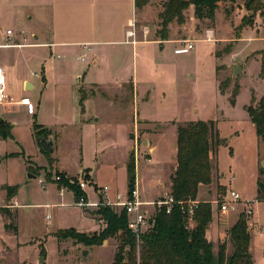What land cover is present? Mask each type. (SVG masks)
<instances>
[{"label":"rangeland","instance_id":"obj_1","mask_svg":"<svg viewBox=\"0 0 264 264\" xmlns=\"http://www.w3.org/2000/svg\"><path fill=\"white\" fill-rule=\"evenodd\" d=\"M160 2L161 0H151V5L146 12L137 15L135 28L143 38H149L157 29ZM240 3L242 1H237V5L223 2L222 9L227 5L235 9L234 21L239 27L243 22L253 18L249 24L245 25L247 28H244L242 33L241 28L237 32L232 30L230 33L229 24L224 22L221 13H218L217 28L221 34L227 35L224 38L221 36L224 39L221 42L217 41L219 36L217 32L211 40L207 39L206 31L215 26L212 27L213 21L206 19L201 20L198 24L199 28H196L193 38L199 39H191L194 43L192 49H188L182 43H165L164 49L156 43L138 46V66L141 69L140 66L144 65L142 78L146 81L141 85L140 90L144 91L148 86L152 88L154 94L153 99L148 103H142L140 109H145L146 116L160 120L161 124H143L135 116L131 105L133 97L130 83L113 89V93L106 88L107 96L105 92L98 89L99 95L103 96L101 100L88 102L86 107H82L77 89L79 80L77 74H83L91 65L90 55L87 56L86 61L77 59V56L82 54V50L73 52L67 58L55 57L50 60V68L53 70L50 71V79L46 85L42 84L40 76H35L34 89L26 90L20 86L12 95L14 98L12 101L29 95L32 99L31 105L19 109L12 101L0 102V116H6V113L5 115L2 113L3 111H10L7 114L9 121L4 118L0 121L15 124L12 130L14 138H0V153L5 152L0 154V158L1 156L4 158L0 163V206L5 204V183L18 186L16 197L21 204L15 209L16 232L5 230V220L8 223L9 219L0 212V264H43L40 262L42 256L44 264H112L117 243L115 238L105 239V242L89 247L75 243L72 238L60 241L55 236L54 233L65 228L74 227L78 231L93 234L99 232L100 227L92 228L96 226V223L86 216L84 209L77 206L75 201L72 206L58 205L48 208L45 205H39V203L50 202L55 197L57 200L60 199L57 193L51 192L42 184L44 175L52 170V177L55 180L57 171H53L52 167L55 157L59 159L60 168L72 174L69 176L65 172L58 171V174L65 179L78 181L82 176L90 183L91 180L85 170L80 174L75 175V173L81 168H92L93 176L97 178L100 185L110 181L108 184L111 187L107 192H112L111 198H115L118 192H126V187L127 190L129 188L128 185L126 186L124 165L129 155L127 135L130 130L131 138L137 139L140 150L139 159H137L139 187L143 179L144 185L148 186L150 183L149 187L154 188L155 193L151 197L144 195L142 197L144 200H157L159 199V178L162 179L163 175L165 179L163 168H168L171 164L166 158L170 156L173 128L167 126L165 121H174L178 124L199 118L213 119L217 123L220 137L225 138L222 142L220 138L217 145L213 161V182L204 186L203 196L215 209V218L210 223L209 236L216 240V253L223 242L227 243V252H232L231 228L242 214L246 215L255 241L257 234L264 236V205L256 207L255 201L242 199L236 209H230L226 213H222L219 207V202L225 197L228 198V193L232 189L246 197L252 195L258 178L264 176L261 173L264 161V140L257 135L255 125L245 108L249 104L258 107L260 99L264 96V24L261 25L260 12L255 14ZM5 4L6 7H0V25L4 30L13 22L9 16L11 10L7 7L8 3ZM193 11L195 12L192 8L187 10V18L193 14ZM149 26L152 28L151 34L147 31ZM192 31L195 32L193 27ZM181 33V38L188 37L187 34H183L184 31L181 30ZM240 37L237 43V38ZM201 38L218 43L213 46L215 50L213 54L220 57V60L211 55L210 44ZM110 47L120 46L111 45ZM5 50L0 48V53ZM129 60L131 64H136V58L134 59L133 56ZM63 63L69 66L65 69L66 71L59 67ZM111 63V71L99 70L95 76H98L100 80H113L120 76L127 78L130 75V68L133 70L134 67L128 64L120 70V65L115 62V59ZM233 63L242 68V71L235 76ZM20 67L24 74H30L31 70L27 68L25 62ZM244 68H246L245 71ZM218 84L226 86V93L219 92ZM236 84L240 85V89L236 103L232 104L231 93ZM84 89L88 96L96 95L97 89L90 86ZM252 94L255 95L254 102L251 101ZM83 109H85L84 112ZM98 115H101L102 119L95 122L92 118ZM130 115L132 116L131 124ZM89 118L90 121L82 124V119ZM35 122L45 124L61 134L55 151L54 149L51 152L46 151L40 144L41 140H36L33 134ZM159 127L163 130L161 158L166 159V162L169 161L164 165L159 164V148L156 152L153 149L155 145H159V136L154 135ZM54 138L57 140L58 135L53 136L52 130L47 137H44L45 140L53 142ZM98 140L103 142L102 146H97ZM143 140L146 142L143 143ZM35 145L39 147V150ZM132 151L136 158V150ZM152 158V162L147 161ZM44 159H47V163ZM30 163L32 169L29 172L36 175L42 174L44 177L41 175L37 179H29ZM55 181L59 184V181ZM86 194L89 195L90 202L98 201V191L95 186L88 184ZM255 207L257 208L256 217L260 223L255 220ZM248 208L252 210V213L246 212ZM146 209L152 221L156 210L153 205L146 206ZM95 211L90 213L94 217L97 215ZM47 214L51 215L52 224L48 222ZM262 239L264 240V237ZM256 245V247L253 245L257 256L255 261L252 259L253 264L261 260L258 255L264 251L261 245ZM65 249L68 255L63 253Z\"/></svg>","mask_w":264,"mask_h":264},{"label":"crops","instance_id":"obj_2","mask_svg":"<svg viewBox=\"0 0 264 264\" xmlns=\"http://www.w3.org/2000/svg\"><path fill=\"white\" fill-rule=\"evenodd\" d=\"M229 3L237 5V2H232V0L227 1H221L219 3V7L216 10L215 14V20L213 21V26L215 28H209L211 30V34L214 37V33L217 32L218 36V42H221L224 40L223 38L227 35H223L218 30V24H217V15L218 13H221L223 17V21L227 22L230 26V33L232 30L234 31L235 28L239 27L237 24H235L234 21V8H232L231 5L225 6L223 9L222 3ZM8 3L7 7L10 8V19L13 21L12 23L8 24L6 29L4 30L0 25V48L6 49L3 53H0V68L4 70L5 78L8 86V94L10 99L13 98V94L16 93L17 89L22 86L23 89L26 90H32L36 86V79L35 76L42 78L41 82L42 84H45L49 82L50 79V71L53 69L50 68V60H53V58H67L68 55L72 54L75 51L82 50V54L77 56L78 60L86 61L87 56H91V65L90 67L83 72V74H77L78 77V94H80V91L86 87H92L96 90L95 96H88L86 100L84 101V106L86 107V104L88 102L92 103L96 100H101L103 97L102 95H99L98 89H101L102 92L106 93L107 96V89L113 90L118 87H123L125 84L130 83L131 90H132V97L133 100L132 106L134 110L135 116L139 119V121L143 124H161L160 120H157L156 118L146 116L145 109H140V106L142 103H148L151 99H153L154 94L151 87L146 86L145 90H140L141 85L146 81L142 78L143 75V68L144 65H141V69L138 66L137 56H138V46L142 44H150V43H156L161 45V49H164L165 43H182L184 46L187 45L185 41H188L193 38L194 34L196 33V28L198 27V24L201 22L200 19H198L195 16V12L193 11V14L188 16L186 22L184 24H179L176 21H172L169 24V39L167 40H161L157 35V30L160 28L159 21L156 24L157 29L155 30V33H152V28L149 26L148 32L152 35H150L149 38H143L140 34L137 28H135V22L137 21V15L139 13L144 14L146 12V9L148 6L151 5V2L145 6L141 11H137L135 7V0H9V1H1L0 7H6V4ZM241 5L244 4L240 3ZM160 9L158 13L161 10V6H159ZM190 8L194 9V6L191 5ZM195 10V9H194ZM24 14V15H23ZM207 18L203 19L206 20ZM254 21V19H253ZM238 22V21H237ZM134 23V26L131 24ZM191 24V26H189ZM264 24V18L261 17V25ZM191 27V28H190ZM192 27L194 28V31H192ZM244 28H247L244 26L241 28V33L244 30ZM11 29L13 30V35L11 39L9 40L7 30ZM136 30L135 36H130L129 31L130 30ZM181 30L184 31L183 34H187L188 37L183 36L180 37ZM258 30V29H257ZM22 31L26 32V40L25 37H23ZM240 32V31H239ZM207 33V31H206ZM229 35V34H228ZM196 36V35H195ZM223 38H222V37ZM242 36V34H241ZM196 38V39H195ZM194 40H197L199 38L194 37ZM204 39V38H201ZM241 39L237 38V43ZM207 41L206 39H204ZM189 41V42H190ZM8 42H12L15 45H6ZM192 42V41H191ZM195 42V41H194ZM210 44L211 47V55L216 57L213 52V46L218 45V43L207 41ZM237 43L235 45H237ZM111 45H117L120 47H110ZM194 45V43H193ZM128 46V48H126ZM187 47V46H186ZM194 47V46H193ZM237 48V46H236ZM176 53V48L174 49ZM136 58V64L132 63L130 57ZM141 56V55H140ZM220 60V57H216ZM23 62L26 63L27 68L31 70L30 74H24L21 70L20 65L23 64ZM115 59V62H117L120 65V70H123V67L127 66L128 64H131L133 67V70L130 68V75L127 78L116 77L115 79L111 80H100L98 79V76H95L99 70H106L111 71L112 69V61ZM142 59V58H141ZM129 61V62H128ZM143 61V60H142ZM235 64V63H233ZM232 64V65H233ZM62 67L63 71H66L65 69L69 68V66L66 63H63L59 66ZM159 67V65H158ZM157 67V70L159 72V68ZM217 68V67H216ZM247 68V67H246ZM246 68L243 70L245 71ZM142 71V73H141ZM151 72V70H149ZM28 86V87H27ZM107 88V89H106ZM218 90L219 84H218ZM114 91H112L113 93ZM221 93V92H220ZM222 94V93H221ZM25 98H28L30 100V104H22L16 101L21 100H14L12 101L13 104L17 105L19 109L25 108L32 104V99L29 95L23 96ZM22 97V98H23ZM7 103V102H6ZM115 104V102H114ZM3 106H7L2 104ZM9 105V104H8ZM12 105V104H11ZM145 108V107H144ZM7 111V110H5ZM2 113L6 116H0V119L4 118L9 121L7 114H9L10 111ZM85 109H83V112ZM95 122L100 121L101 115L93 116L92 118ZM201 119V118H199ZM91 119H82V124H85L87 121H90ZM130 124L132 121V116L129 117ZM198 120V119H197ZM208 120V119H203ZM194 121V120H193ZM167 122V126H170V128H173L172 132V142L171 147L169 149V157L166 158L170 161V166L168 168H163V171L165 172V179L162 175V179L159 178V198L165 196L166 194H169L171 192V175L173 174L176 166H177V124L174 121H165ZM171 124H169V123ZM15 125V124H13ZM44 127L50 129L53 131V136L58 135L57 140L54 138L53 142V149L54 151L57 149L58 145V139L60 137V133L57 132V130L54 131L53 128H50L49 126L42 124ZM157 132L154 134L156 136H159V145L154 146V152L157 151L159 148V164L162 163L164 165L165 163L169 161H165L166 159L161 158V152H160V146H161V137H163V130H161V127H159ZM130 130L128 133V141H129V155L131 150H136V177H137V186L139 187V179L137 176V168L138 163L137 159H139V147L137 145V139L133 140L131 138ZM49 138V137H48ZM41 139V145L42 140ZM104 141V139L102 140ZM98 140L97 146H102L103 142ZM146 142L143 140V143ZM35 144V142H34ZM36 146V145H35ZM36 149L39 150V147L36 146ZM150 150V149H149ZM153 152V154H154ZM5 153V152H1ZM0 153V154H1ZM126 157L125 159V170H126V179L128 185V174H127V162L129 159ZM30 156V155H29ZM31 157V156H30ZM4 158H0V163ZM34 161V160H33ZM147 161L152 162V159H147ZM44 162L47 163V159H44ZM45 163H39L41 165ZM37 164V163H34ZM59 159L55 157V163L53 167V171H62L65 172L63 168H60L61 165H59ZM161 167V166H160ZM29 166H28V173L29 172ZM85 170V173L89 175V178L91 182L89 185L95 186L97 188H101L105 185L109 186L110 184L106 182V184H99L97 178L93 176V169L92 168H81L76 174H80ZM169 172V173H168ZM69 176H71V173L65 172ZM36 175V174H35ZM42 174L36 175L37 178L41 176ZM58 175V174H56ZM43 176V175H42ZM45 176V175H44ZM43 176V177H44ZM46 177V176H45ZM37 178H29V179H37ZM143 179H141L139 190L141 192V195L143 196H153L154 188L151 189L149 187L150 183L147 185H144V182H142ZM12 185L10 183H5ZM4 184V185H5ZM44 185L51 190L53 193H57L59 196V200L52 199L50 202L46 203H39V205H45L46 207H56L58 205L61 206H72L73 201L76 200L73 190L70 188H66L62 193L60 191L59 184L54 180V177H52V180H47ZM112 185V184H111ZM206 185H201L199 188L197 199L200 201H207L203 198L204 191ZM45 187V188H46ZM108 189V190H109ZM235 190V189H234ZM98 191V190H97ZM126 192H118L127 194L128 190L126 187ZM237 191V190H236ZM240 193V192H239ZM243 193V192H241ZM88 194V190H87ZM116 194V195H117ZM17 195V194H16ZM16 195L9 201L4 200V205L7 203L9 204V207L12 211H15L16 208H18L20 202L17 200ZM257 195V183L256 187L254 189V192L252 195L246 197L244 194H241L242 199H247L251 201H255L254 206H263L264 202L256 200ZM112 192H105L103 194V197L112 200L111 198ZM89 197V195H88ZM101 195L98 192V199H100ZM116 197V196H114ZM143 198V197H142ZM114 199V198H113ZM3 206V205H1ZM255 207L254 210V216L255 220L260 223L257 220L256 217V210ZM213 208V219L215 218L214 214V207ZM86 216L96 223V226H92V228H101L103 221L101 219H98V216L94 217L92 214L93 211H95L96 207H90V208H83ZM92 215V216H91ZM253 216V217H254ZM5 218V217H4ZM46 218H48V222H51V215L47 214ZM213 221V220H212ZM5 223L6 220H5ZM4 223V228H5ZM212 223V222H211ZM90 228V229H92ZM7 231V229L5 228ZM89 231V230H88ZM210 232V226L207 230V237L209 240H212L214 242V251L216 252V246H215V239H212V237L209 236ZM258 232V230H256ZM258 235V234H257ZM256 235V241L255 236L252 235L251 242H250V252L253 255L254 261L256 260V254L254 252L253 245L255 247L258 245H261L264 250V240L262 237ZM90 247V246H89ZM66 250V249H65ZM65 255H68V251L64 253ZM259 258L261 260H257L258 263L256 264H264V251L260 255ZM261 261V262H260ZM260 262V263H259ZM253 264V263H252Z\"/></svg>","mask_w":264,"mask_h":264},{"label":"trees","instance_id":"obj_3","mask_svg":"<svg viewBox=\"0 0 264 264\" xmlns=\"http://www.w3.org/2000/svg\"><path fill=\"white\" fill-rule=\"evenodd\" d=\"M226 0H161L159 6V26L157 35L161 40L169 39V24L176 21L184 24L187 20V10L194 6L195 16L203 20L205 18L214 21L219 3ZM243 1L247 10L255 14L260 12L264 18L263 0H232V2ZM151 0H135L137 11H141ZM251 19L243 22L239 28L249 24ZM264 69V66H263ZM220 92L226 93V86L219 85ZM240 85L236 84L231 93V103H236ZM88 94L82 89L80 91V104L83 107ZM255 95L252 94V102ZM250 120L255 125L256 133L264 140V96L259 101V106L252 104L245 106ZM34 136L37 141L47 137L51 130L42 124H33ZM13 125L0 121V138H14ZM220 133L217 123L213 119L192 120L177 124V166L171 175V194L178 201L197 198L201 185H209L213 182L214 156L220 141ZM41 144V143H40ZM49 152V151H48ZM25 157V153L23 154ZM48 156H50L48 154ZM52 158V157H50ZM134 151L129 155L127 162L128 194L136 185V160ZM52 160V159H51ZM55 161V159H54ZM27 162L30 161L27 159ZM29 169H32L30 163ZM264 174V168H261ZM52 170L46 172V180H52ZM58 174V171H57ZM60 176V174H58ZM59 184L65 185L75 194L77 199L84 194L78 181L65 179L60 176ZM97 188V187H96ZM6 200L9 202L18 192V186L5 184ZM98 189V188H97ZM101 195V205L95 211L98 219L103 221L99 232L88 234L78 231L76 228H65L58 230L55 236L61 241L72 238L75 243L85 246L103 243L105 239L115 238V252L112 264H251L252 253L250 252L251 232L247 223L246 215L242 214L240 219L231 228L233 250L227 252V243L223 242L214 251V243L207 237V230L213 220V208L211 202L200 201L195 210L194 225H188L187 218L182 211L181 205L176 204L171 213L165 209L156 211L151 227L141 236L138 242L137 236L128 227V216L124 209L105 205ZM256 200L264 202V176L257 180ZM2 215L9 219L5 228L17 231L14 223L16 216L9 204L0 206ZM128 251V252H127ZM65 250L63 253H66Z\"/></svg>","mask_w":264,"mask_h":264},{"label":"built area","instance_id":"obj_4","mask_svg":"<svg viewBox=\"0 0 264 264\" xmlns=\"http://www.w3.org/2000/svg\"><path fill=\"white\" fill-rule=\"evenodd\" d=\"M134 26V23L131 24ZM7 34L9 37V40L11 39L13 35V30L8 29ZM23 37H25L26 40V32L22 31ZM130 36H135V30H130L129 31ZM207 39L211 40L212 39V34L211 30H207ZM187 43V48L192 49L193 48V43L188 41H185ZM6 45H15L12 42H8ZM12 101L10 99L9 94H8V86L5 78V73L2 68H0V102L1 103H6ZM19 103L22 104H30V100L28 98H21V100L18 101ZM61 177L57 175L55 177V180L60 181ZM47 180L44 178L42 181V184L46 183ZM78 184L84 194L80 195L76 200V205L80 206L82 208H90V207H96L97 209L101 205L100 199H98L97 202H90L88 199V196L86 194V188L89 184L87 180H85L82 176L78 179ZM68 188L65 185H60V191L61 193ZM97 189V188H96ZM109 189V186L105 185L101 188H98V192L100 195L103 196L105 192H107ZM103 203L105 205L112 206L116 208L117 210L124 209L127 213L128 216V227L129 229L132 230V232L137 236L138 242H141V236L150 229L152 221L150 220L148 210L146 209V206L148 205H153L156 211H160L165 209L167 213H171L174 206L176 204L181 205L182 211L185 214L188 225L192 227L195 223L194 221V215H195V210L198 207V204L200 203V200L197 198H190L188 200H182L178 201L174 198V196L169 193L166 194L165 196L157 199V200H144L142 198L141 192L139 190V187L137 186V183L132 190L130 194L123 195L121 193L117 194L116 197L112 200L107 199L103 197ZM242 200L241 194L232 189L228 193V198H224L221 200L219 203V207L222 213L228 212L230 209H236L237 205L239 202ZM218 202V201H217ZM247 213H252L251 209L246 210Z\"/></svg>","mask_w":264,"mask_h":264},{"label":"water","instance_id":"obj_5","mask_svg":"<svg viewBox=\"0 0 264 264\" xmlns=\"http://www.w3.org/2000/svg\"><path fill=\"white\" fill-rule=\"evenodd\" d=\"M232 67H233V74H234V76L237 75L240 71H242V68L238 64H236V63L233 64ZM223 140H225V138H221V142ZM42 147L46 151L51 152L53 150V141L52 140H48L47 141V140L43 139L42 140ZM262 166L264 168V161L262 163ZM28 178H37V176L35 174L28 173ZM104 242H105V240H104ZM40 262L44 264V257L43 256L41 257Z\"/></svg>","mask_w":264,"mask_h":264}]
</instances>
